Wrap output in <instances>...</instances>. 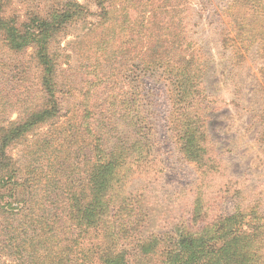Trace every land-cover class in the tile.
I'll use <instances>...</instances> for the list:
<instances>
[{
    "label": "rangeland",
    "instance_id": "1",
    "mask_svg": "<svg viewBox=\"0 0 264 264\" xmlns=\"http://www.w3.org/2000/svg\"><path fill=\"white\" fill-rule=\"evenodd\" d=\"M236 1L249 0H10L4 15L21 24L50 18L57 4L83 13L49 33L47 74L33 44L15 51L0 32V137L23 130L0 151L11 170L0 172V264H103V182H113L103 221L119 211L136 219L127 264H165V239L236 206L264 224V40L236 38L237 18L255 19ZM193 53L211 100L203 95L200 109L209 148L223 166L207 174L179 146L183 116L197 110L176 103L178 67ZM139 143L145 155L134 153ZM11 181L20 185L7 190ZM198 189L206 212L193 223Z\"/></svg>",
    "mask_w": 264,
    "mask_h": 264
},
{
    "label": "trees",
    "instance_id": "2",
    "mask_svg": "<svg viewBox=\"0 0 264 264\" xmlns=\"http://www.w3.org/2000/svg\"><path fill=\"white\" fill-rule=\"evenodd\" d=\"M10 0H0V32L5 35L7 43L15 51H21L30 45H34L36 48V54L38 63L45 68L44 73H51L50 67L54 65L53 60L50 59L48 53V40L49 33L60 23L72 21L83 13L81 7L73 9L71 4L65 5L59 8L57 4L50 14V18L30 17V23H22L16 18H6L4 11L8 6ZM234 6L241 7L244 12L249 9L252 12L255 19H252V14L249 15L250 19L248 24L244 25L242 22L247 18L240 16L237 18L239 30H237V37L242 42H246L249 39L257 38L258 40H264V0H249L248 2L236 1ZM235 8V7H234ZM246 9V10H245ZM261 24V26H259ZM259 27V28H257ZM255 28H257L255 30ZM249 29V30H245ZM100 36V35H99ZM235 38V39H236ZM249 40V41H250ZM198 53L191 54L186 58L187 65L178 67L180 77L178 79L177 87L179 93L176 94V103L181 104L184 107L185 104H193L196 112L183 116L186 123L179 137V146H181V152L184 158L194 161L200 168L202 174H207L210 170L216 169L222 170L223 166L219 160L215 148L211 151L209 148L210 135L208 134V127L206 117L202 110V103L206 90L201 81V68L199 67ZM177 67H173L175 72ZM44 82V89L49 93L50 97H54L55 86L48 84V80ZM264 87V79H263ZM207 100H210L208 95H205ZM211 101V100H210ZM213 102V101H212ZM261 113V114H260ZM258 113V117L262 123L261 140L264 142V112ZM42 114H38L36 117H41ZM192 118L190 123H187V119ZM195 118V119H194ZM23 130L16 128L11 131H7L8 135H2L0 137V151L5 154L8 147L18 139L16 135H19ZM135 148V149H134ZM134 153L137 156L146 154L144 152V145H133ZM151 151V147L148 148ZM2 165H0L1 167ZM0 172L4 174L2 177H6V172H11L9 169H3ZM109 175L115 176L114 169H111ZM10 180V179H9ZM20 185L19 182H10L7 185V190L11 186L16 187ZM107 191H101L97 193L99 198L98 209L100 221L104 222L103 231L104 239L107 243L106 250L110 254L109 257L102 258L103 264H127L128 261L124 259L121 253L122 246L127 244V239L137 238L136 226L133 224L134 220H125L122 218L123 212H116L113 214L110 222L103 221V213L106 212L109 196L108 191L113 186V182H107V185L103 182L99 189ZM4 189L0 184V191ZM111 192V191H110ZM198 192V193H197ZM196 192V206L193 210L192 222L195 223L198 218L203 215L206 210V198L202 190L198 189ZM71 200H73L71 198ZM75 202H80L79 199H74ZM206 201V202H205ZM234 214L227 217H220L216 221L207 223L201 230L196 232L192 229H179V233L176 237H168L164 240V252L165 264H264V224L255 218V216L248 215L246 212L236 206ZM87 221V220H85ZM107 223V224H106ZM95 224H98L97 221ZM106 224V225H105ZM94 226V225H93ZM130 226H134L130 229ZM157 238H152L149 241L141 243L143 250L152 251L156 246ZM141 248V249H142ZM152 248V249H151ZM113 252H112V251ZM140 259V258H139ZM139 259H134V264H139Z\"/></svg>",
    "mask_w": 264,
    "mask_h": 264
}]
</instances>
